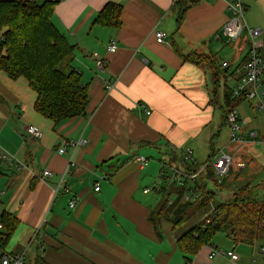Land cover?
<instances>
[{
	"label": "crops",
	"instance_id": "crops-1",
	"mask_svg": "<svg viewBox=\"0 0 264 264\" xmlns=\"http://www.w3.org/2000/svg\"><path fill=\"white\" fill-rule=\"evenodd\" d=\"M176 1L56 4L52 21L77 47L72 64L88 86L84 116L55 125L36 112L37 94L25 79L13 81L0 72V149L15 158L0 160V217L6 212L18 220L0 259L20 256L24 264H247L249 254L238 252L228 236L233 243L226 249L235 259H210L211 247H205L188 263L172 223L163 218L155 227L150 219L162 200L153 189L170 186L161 173L170 176L178 168L171 163V152L191 149L194 162L204 164L216 153L215 137L225 132L230 143L220 99L224 102L225 93L238 86L249 50L223 34L232 16L227 0H197L184 11L181 23ZM242 1L246 23L260 29L264 40V0ZM109 3L122 7L119 29L94 24ZM156 30L166 33L165 44L157 43ZM111 42L118 47L115 53L108 50ZM193 53L214 58L219 67L227 63L221 68L225 75L216 79L209 66L186 61ZM94 54L106 61L107 78L115 85L111 92L96 70ZM237 109L243 141L234 165L246 170L254 163L250 176L262 178L250 184L257 185L264 181V111L248 101ZM30 126L42 131L40 140L29 139ZM79 141L83 144L77 148L69 145ZM64 146L67 152L60 154ZM202 146L211 148L205 162ZM226 146L221 143L219 152ZM138 157L147 158V164L142 166ZM44 170L53 177L43 178ZM249 259L256 264L253 256Z\"/></svg>",
	"mask_w": 264,
	"mask_h": 264
},
{
	"label": "trees",
	"instance_id": "trees-1",
	"mask_svg": "<svg viewBox=\"0 0 264 264\" xmlns=\"http://www.w3.org/2000/svg\"><path fill=\"white\" fill-rule=\"evenodd\" d=\"M59 1L47 0L38 4L33 0H0V72L13 81L25 79L37 94L36 112L55 125L84 116L89 103L88 86L82 83L81 74L72 64L77 47L68 42L52 21ZM197 3V0L176 1L180 12L178 23H181L187 7ZM121 15L122 7L109 3L94 24L119 29L122 25ZM262 56L264 60V50ZM65 60L68 63L64 71L60 65ZM185 60L209 66L216 79L225 75L221 71L225 67H219L217 60L212 57L193 53L186 56ZM232 95L233 91H228L224 96L222 109L226 124L228 112L241 103L233 100ZM170 156L171 163L177 164L178 169L186 175L196 174L202 169L203 173L193 184L186 179L184 186L174 182L168 188L157 191L162 200L150 216L155 227L165 218L172 223L175 231H179L207 207L218 211L211 213L203 224L192 226L178 238L179 250L186 256L188 263L203 248H214L213 242L219 234L228 236L236 245L264 247V182L242 186L232 181L219 182L212 165L216 153L211 154L204 164L190 163L177 152H171ZM120 166L110 170L115 172ZM233 183L237 186L232 189ZM210 184L218 190H212ZM191 187H195L200 197L184 202L183 196ZM218 193H226V197L219 200ZM0 225V249H4L18 226V220L4 212L0 217Z\"/></svg>",
	"mask_w": 264,
	"mask_h": 264
},
{
	"label": "built area",
	"instance_id": "built-area-1",
	"mask_svg": "<svg viewBox=\"0 0 264 264\" xmlns=\"http://www.w3.org/2000/svg\"><path fill=\"white\" fill-rule=\"evenodd\" d=\"M228 10L231 11L232 16L227 20L223 26V34L229 42L237 43L239 42L240 37L243 32L246 31L247 40L246 44L249 46L247 60L244 66L245 74L239 81L238 86L233 91L232 99L236 101H248L254 102L257 108L264 111V90L261 89L264 79V60H263V50H264V40L262 39V31L260 29L251 28L246 23V7L242 0H227ZM156 41L158 44H165L166 42V33L156 30L155 32ZM118 47L115 42H111L108 46V50L111 53H115ZM93 59L96 62V70L104 76L103 84L106 91L111 92L114 89V82L110 81L107 78V69L106 61L101 59L99 55L94 54ZM223 67H226L227 64L223 63ZM148 115L151 114L150 111H146ZM227 126L230 130V142L231 143H240L243 141V124L241 121L240 112L237 108L231 109L227 114ZM29 139L32 141L40 140L43 137L41 130L30 126L27 128ZM255 132H250L251 137H256ZM83 144V141L69 143L72 147L77 148L78 145ZM60 154H65L67 152L66 147H62L58 151ZM180 155L190 163L194 162L193 151L191 149H186L180 152ZM8 158L10 161L15 159L12 156H9L5 151L0 149V160ZM137 161L145 166L148 162V159L145 157H138ZM213 172L214 175L218 178V181H222L228 174H230L233 159L232 156L220 152L219 156H216L213 160ZM239 170L244 168V165L237 166ZM200 170L198 173L193 175H186V173L178 168L171 169V175L167 176L165 173H161V177L164 180L172 184L174 182L178 183L180 186H184L186 179L191 181V184L195 183V180L200 177L203 173ZM42 177H53V173L49 170H44L42 172ZM96 191L100 190V187H96ZM154 191H159L160 188H154ZM68 192V189L66 190ZM149 193V190L145 191ZM200 197V194L197 192L195 187L188 188L183 196L184 202H190L197 200ZM70 207H75V201L70 203ZM215 209H212V214L217 213ZM260 253L264 255V247H260ZM217 256H226L231 259H235L236 256L233 251L219 250L217 248H210V259H213ZM1 264H24L23 257L20 256H4L1 259Z\"/></svg>",
	"mask_w": 264,
	"mask_h": 264
},
{
	"label": "rangeland",
	"instance_id": "rangeland-1",
	"mask_svg": "<svg viewBox=\"0 0 264 264\" xmlns=\"http://www.w3.org/2000/svg\"><path fill=\"white\" fill-rule=\"evenodd\" d=\"M33 1H36L37 0H33ZM43 1H40V3L38 4H41ZM246 40H247V35H246V31L243 32L242 36L240 37L239 39V44L241 45H244L245 47H247V44H246ZM68 63L67 60H65L61 65H60V68L61 70H66V64ZM234 69V68H233ZM231 69V70H233ZM219 94L221 95L222 94V87L221 88H218L217 89ZM221 101V107H224V102L222 100V98L220 99ZM3 101L2 98L0 97V103H3L1 102ZM220 109V108H219ZM223 137L221 138H218V137H215L214 139V147H215V151L217 153V156H219L220 152L219 150L222 149L221 147V143L223 144V146H226L227 145V142L225 140V132L223 133L222 135ZM237 145H239V143H229L224 149V153L232 156V159H233V165H232V171L230 174H228L225 178H223L222 180H226L228 183L231 182L233 179H238L239 181V178L241 177L240 179V182H238V185L239 186H242L244 185L245 183L244 182H247V183H257L259 180H261L262 177H256L252 174L250 176V172H252V169L254 168V163H248V168L246 170H239L237 168V166H235V150L237 149ZM211 151V148L207 149L205 147H201V153H203V157H205L201 162H205V160L207 159V155H209ZM184 158V157H183ZM237 176V177H236ZM264 181L262 182H259L257 185H260L262 184ZM210 187L212 190H215L217 191L218 189L215 188L213 185L210 184ZM229 191V190H228ZM223 196L226 197V193H223V194H220L218 193V199L222 200ZM217 202V201H216ZM215 202V204H216ZM218 203V202H217ZM212 212V208L211 207H207L202 213H199L196 215V217L193 218V220L188 223L187 225H185L183 228H181L179 231H177V235L178 237H180L182 234H184L186 231H188L192 226H195L197 224H203L206 220V218L211 214ZM231 243H233L231 240L227 239L226 235L224 234H219L217 235V237L215 238L213 244L215 245H218L217 249L219 250H225L227 252V247L231 246ZM236 245V244H235ZM234 246V245H232ZM237 251L238 252H241V253H244L246 252L247 254H249V256H253L256 260V264H264V260L260 257V246L256 245L254 248L252 247H249L248 245H243V244H240L238 245L237 247ZM254 250V251H253ZM253 252V253H252ZM249 256L246 258V262L247 264H253L251 259H249ZM255 264V263H254Z\"/></svg>",
	"mask_w": 264,
	"mask_h": 264
}]
</instances>
